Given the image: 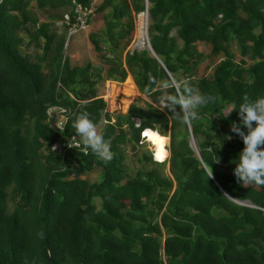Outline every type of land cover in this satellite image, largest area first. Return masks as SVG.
<instances>
[{
	"label": "trees",
	"instance_id": "obj_1",
	"mask_svg": "<svg viewBox=\"0 0 264 264\" xmlns=\"http://www.w3.org/2000/svg\"><path fill=\"white\" fill-rule=\"evenodd\" d=\"M36 9L53 14L43 21ZM146 10L151 49L129 51ZM94 13L104 27L88 37L101 64L72 66V0H0V264H264V186L234 177L239 117H223L264 95V0H103ZM201 44L222 60L199 77ZM130 76L144 105L109 113L100 90ZM170 79L214 98L190 127L159 110L155 98L175 94L159 87ZM52 107L71 110L64 132L51 127ZM85 110L111 144L107 163L90 150L59 152L79 141L71 122ZM148 128L169 138V160L139 152Z\"/></svg>",
	"mask_w": 264,
	"mask_h": 264
},
{
	"label": "clouds",
	"instance_id": "obj_2",
	"mask_svg": "<svg viewBox=\"0 0 264 264\" xmlns=\"http://www.w3.org/2000/svg\"><path fill=\"white\" fill-rule=\"evenodd\" d=\"M147 41L148 38L145 41L148 46ZM148 49L150 48L148 47ZM152 83H155V81ZM159 87L165 90L170 87L175 88V94L166 93L155 98L158 101L159 110L167 109L171 112V116L178 117L182 124L188 127L198 118L200 109L214 101L211 95L201 94L187 84L181 88L177 85L175 79L162 82ZM150 91L149 88H145L144 95L147 97ZM150 102L153 103L152 100ZM155 107H157L156 104ZM177 107L179 112H177ZM233 110H237L239 122H233L230 130L242 140L244 145L236 158L238 162L235 163L233 175L240 184L264 186V95L257 96L254 99L244 97L243 103L239 107L234 105L225 107L223 117L227 118V115ZM56 128L60 131L59 127ZM71 128L74 136L79 138V143H74L70 148H81L85 153L90 150L97 159L105 163L112 160L113 153L110 142L98 130V124L90 118L86 110L72 120ZM142 131L146 143H150L153 147L154 160L163 162L168 154L167 139L161 134L159 128L142 129ZM226 137L227 139L231 138ZM222 143L216 147L220 148ZM203 169L211 178L213 175L212 169H209L207 164H203ZM229 199L233 198L229 197ZM256 208L264 211V208L260 206H256Z\"/></svg>",
	"mask_w": 264,
	"mask_h": 264
},
{
	"label": "rangeland",
	"instance_id": "obj_3",
	"mask_svg": "<svg viewBox=\"0 0 264 264\" xmlns=\"http://www.w3.org/2000/svg\"><path fill=\"white\" fill-rule=\"evenodd\" d=\"M103 0H93L92 6H93V13L90 15L92 17L91 23L87 26L85 30H82L80 32H72L70 31L69 36H68V45L67 48H65V54L67 57L70 59L71 65L72 66H83L88 62H92L95 66H98L101 64V60L97 57V53L94 50L93 45L90 42L89 39V34L93 31H98L101 30L104 27V22L102 15L96 14L95 9L98 7ZM37 11V9H36ZM38 14L40 15V18L45 21L47 20V16L51 15V11L42 10V11H37ZM53 14V13H52ZM140 16V18H139ZM136 17V30L134 34V39L129 47V51H132L134 49L136 50H142V49H148L147 44L144 42L143 44L139 45V41L137 38L138 35V30L140 28V19L143 21V26L144 28L146 27L147 30L145 31L146 37L149 39V15H145L144 17L142 15H139ZM143 17V18H142ZM65 19V17H64ZM66 20V19H65ZM56 27L60 30V32L63 30V21L57 20L55 22ZM150 40V39H149ZM199 50L206 54V58L202 61V63L199 66L198 69V76H208L214 69V67L219 64V62L222 60L221 57H211L209 56L211 54V48L208 46H205L204 44L200 45ZM238 54V52H237ZM128 79L126 80L125 83H123L122 89L119 90L117 86L111 85L109 87V94L106 93V88L101 89L100 93L101 94H106L107 99H108V104H109V109L112 113H120V114H127L129 111V108L131 107L132 104L135 103H140L141 105H144L142 102H139L140 99L146 100L144 96H142L138 89H135V94L133 95H128V90L126 89V83ZM117 104H121V110H117ZM103 129V125L98 126V130L101 132ZM141 138L144 139L145 144L140 145L138 147L139 152L143 153L147 150L150 152H153V147L150 143H146L145 138L143 137V134L141 135ZM195 142V144H194ZM168 145H169V138H168ZM191 143L192 146L195 148L196 152L198 153V147L196 145V141H194L191 138ZM128 154V160L126 162L127 167L131 170L135 169L137 167V161L135 158V154L130 149V147L127 150ZM153 156V155H152ZM170 158V152L168 151V160ZM154 159V158H153ZM170 166V164H168ZM169 173V172H168ZM98 173H91L87 175V178L90 182H97L98 181Z\"/></svg>",
	"mask_w": 264,
	"mask_h": 264
},
{
	"label": "built area",
	"instance_id": "obj_4",
	"mask_svg": "<svg viewBox=\"0 0 264 264\" xmlns=\"http://www.w3.org/2000/svg\"><path fill=\"white\" fill-rule=\"evenodd\" d=\"M72 2L75 5V13L77 14V23L75 25H73V27L70 31L75 33V32H80L82 30H85L87 28V26H88L87 19L90 15H92L94 10H93V6L83 7L80 4H78L76 0H72ZM141 15L143 17L145 15H147V17H148L147 12L142 13ZM139 18H140V16H139ZM65 19H66L65 20L66 22H70L69 15H65ZM141 22H142L141 27L144 28V26H143L144 23H143L142 19H140L139 23H141ZM144 30L146 31L147 28L145 27ZM111 85L117 86L120 90V89H122L121 85H123V83L107 81L106 85H105L107 94H109L108 89ZM107 96L108 95L105 94L101 98L107 103L108 112L111 114H120V113H112L110 111ZM117 110H121V104H117ZM48 115H49V120L51 122L50 124H51L52 129L56 130L58 132H64L66 122L68 121V119L71 115V110L68 108H65V107H52L48 110ZM56 127H59L60 131ZM74 143H79V141L77 140V138L72 137L69 141L59 144L58 145L59 152H65L68 149H76L74 147L70 148V146L73 145ZM77 149H80L82 152H84L81 148H77ZM87 153H85V154H87Z\"/></svg>",
	"mask_w": 264,
	"mask_h": 264
},
{
	"label": "bare ground",
	"instance_id": "obj_5",
	"mask_svg": "<svg viewBox=\"0 0 264 264\" xmlns=\"http://www.w3.org/2000/svg\"><path fill=\"white\" fill-rule=\"evenodd\" d=\"M141 24H142V22L140 23V28L138 30V35H137V38H138V41H139V45L143 44L147 40V37H146V34H145V30H144V28L141 27ZM126 86H127L126 89L128 90V95L135 94L136 85H135L132 77L128 78ZM143 137H144V133H143ZM165 138L167 139V142H168V138L167 137H165ZM167 158H168V154H167V157H166V159L164 161H166Z\"/></svg>",
	"mask_w": 264,
	"mask_h": 264
},
{
	"label": "water",
	"instance_id": "obj_6",
	"mask_svg": "<svg viewBox=\"0 0 264 264\" xmlns=\"http://www.w3.org/2000/svg\"><path fill=\"white\" fill-rule=\"evenodd\" d=\"M146 12L148 13V11L146 10ZM148 47L151 49V44H150V41H149V39H148ZM192 140L194 141V139H193V137H192ZM194 144H195V142H194ZM237 203V202H236ZM242 205H245V206H251V205H249V204H242Z\"/></svg>",
	"mask_w": 264,
	"mask_h": 264
}]
</instances>
